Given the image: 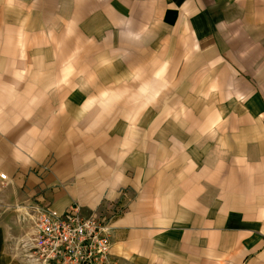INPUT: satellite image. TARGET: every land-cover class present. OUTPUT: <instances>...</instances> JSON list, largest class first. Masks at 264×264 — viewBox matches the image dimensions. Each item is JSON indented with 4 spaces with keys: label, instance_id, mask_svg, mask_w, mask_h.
<instances>
[{
    "label": "crops",
    "instance_id": "obj_1",
    "mask_svg": "<svg viewBox=\"0 0 264 264\" xmlns=\"http://www.w3.org/2000/svg\"><path fill=\"white\" fill-rule=\"evenodd\" d=\"M61 1L0 0V173L9 179L0 214L11 223L26 221L33 206L60 214L77 205L84 216L120 208L110 221L120 264H264V111L249 106L251 124L243 106L233 109L238 115H223V104L244 93L254 70L212 0H143L152 5L149 21L160 13L189 35L211 76L209 97L180 89L179 107L137 116L111 107L100 117L90 107L79 121L83 75L77 77L75 63H62L61 46L54 52L45 42L64 38L61 23L76 31L77 20L91 26L99 19L104 40L89 52L100 60L93 57L88 79L103 86L117 77L110 54L128 48L135 55L145 39L126 27L130 0H72L68 16ZM153 68L129 85L149 84Z\"/></svg>",
    "mask_w": 264,
    "mask_h": 264
},
{
    "label": "rangeland",
    "instance_id": "obj_2",
    "mask_svg": "<svg viewBox=\"0 0 264 264\" xmlns=\"http://www.w3.org/2000/svg\"><path fill=\"white\" fill-rule=\"evenodd\" d=\"M61 2V14L68 16V8L71 7L72 0H62ZM212 3L211 10L223 19L222 23L228 26L231 43L243 51L250 67L254 70L249 76L251 79L249 81L250 85L243 88L244 93L234 96V102L223 104L227 107L223 115H231V113L238 115L234 113L233 109L239 110L243 106L244 110L247 111L245 122L250 123L253 119L248 114L250 112L249 106L254 107L256 102L259 109L264 111V0H212ZM99 11L100 9L94 12L98 13ZM156 11L159 12L158 8ZM150 12H152L151 4L146 5L143 0H130V6L126 11V17L130 18V22L126 27L137 32L138 36L145 39V43H142L140 50L135 55L128 48L125 50L124 55H122L123 51L119 52L120 55L110 54L107 62L112 67L117 68L116 87L109 86L110 83L115 84V77L114 80L105 82L103 86H94V83L90 86L92 82L89 80L91 78L88 73L91 72V65H88L94 63V58L100 60V57L95 54L90 56L89 52L98 50L104 40L101 37V31L97 32L98 27L103 26L99 19L98 22H93L91 26L77 20L76 31H73L74 28L71 27L74 24L61 23L60 25L64 27V38L59 39L60 41L54 40L58 44L57 46H52L54 42H52V39H48L49 37L47 38L48 42H45V44L50 46L54 52L58 51L61 46L62 63H75L77 77L83 75L84 81L80 80L81 77L77 79L80 80L81 84V86L78 85L76 92L78 98L76 118H78V121L80 116H84L88 114L87 112L93 110L89 109L90 107H94L96 112L99 111L96 117H100L101 113H105L107 108L111 107L115 109L116 107L119 109H133L134 116L153 107H157V111L162 108H170V106L175 107L176 104L179 107L180 104L177 101L180 98V89L186 91L188 88L189 94H200L203 98L204 96L209 97L208 90L210 88L207 84L211 76L204 70L198 57L194 54L191 38L187 37L189 35L180 32V24L177 21L165 20V16L160 13H156V16L153 17L155 19L149 21ZM99 15L96 14V18ZM77 17L80 18L78 14ZM86 30L89 31L85 32ZM113 33H116L115 28L109 32L110 35H113ZM180 51L183 53H180ZM100 62L104 64L103 60ZM148 66L154 67L151 76L155 74L149 84H142V86L136 88L129 85V83L138 82L139 79L142 80L148 77ZM123 68L126 69L124 72L126 73L125 85H121L122 80H124ZM155 69L160 70L155 71ZM166 76L168 82L163 83ZM254 76L256 78H253ZM117 84L119 85L117 86ZM63 90L64 86H60L57 89L58 94L63 96L65 94ZM110 91L118 93L119 97L109 98ZM198 91L199 93H197ZM201 91H205L204 95L200 93ZM85 95H90L92 101L89 103L85 102L86 99L82 101ZM204 106H206V102ZM223 106L221 109H224ZM222 112L223 110H221ZM89 117H92V115L89 114ZM228 127L229 124L226 128ZM228 137L230 136L227 135ZM243 163L245 162L238 164L239 168ZM2 189L0 187V210L8 205L5 203L4 197L1 196L3 195ZM17 205L24 206V204ZM15 207L17 206L15 205ZM28 211L29 214H26V216L32 214L31 210ZM10 217L4 213L0 214V261L7 258L9 260L8 264H12L10 260L17 264H25L23 256L25 246L23 244L25 243L24 239L29 235L32 223L30 218L27 217L26 221L22 222L21 217V220L14 218L15 220L10 223ZM0 264L6 263L3 261Z\"/></svg>",
    "mask_w": 264,
    "mask_h": 264
},
{
    "label": "built area",
    "instance_id": "obj_3",
    "mask_svg": "<svg viewBox=\"0 0 264 264\" xmlns=\"http://www.w3.org/2000/svg\"><path fill=\"white\" fill-rule=\"evenodd\" d=\"M0 187L9 179L0 173ZM113 209L106 217L102 212L81 214L77 205L57 214L49 208L33 206L32 226L24 239L25 264H120L111 253L110 221L120 213Z\"/></svg>",
    "mask_w": 264,
    "mask_h": 264
}]
</instances>
